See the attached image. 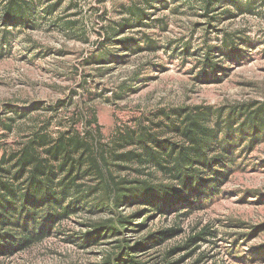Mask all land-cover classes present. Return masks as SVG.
Returning <instances> with one entry per match:
<instances>
[{"label": "rangeland", "instance_id": "rangeland-1", "mask_svg": "<svg viewBox=\"0 0 264 264\" xmlns=\"http://www.w3.org/2000/svg\"><path fill=\"white\" fill-rule=\"evenodd\" d=\"M135 1L141 2L30 0L35 27L8 28L10 34L3 40L0 21L1 144L12 146L33 126L48 121V132L54 135L68 125L66 117L72 112L95 111L104 139L109 141L119 129L132 127L158 109L194 105L218 109L264 102V5L252 14L228 17L222 11L233 8L227 7L204 16L197 0H155L144 6L139 20L124 10ZM58 2L55 11L43 18L41 13ZM214 16L215 22L209 24ZM122 21L128 25L118 34L115 29ZM216 30L244 35L250 47L242 62L224 65L227 71L221 73V82L201 84L194 74L205 45L219 46ZM144 37L153 40L154 50L138 51L136 45L122 48L119 44L124 38H136L144 46ZM58 101L67 107L50 111ZM22 112L27 116L21 119ZM9 123L11 133L4 129ZM238 163L223 192L187 218L153 217L147 229L129 234L137 240L146 232L175 224L180 228L177 236L141 252L138 260L147 264H264L252 256L264 246V142L250 153L243 152ZM86 223L84 213L67 219L56 233L24 252L0 259V264H103L109 245L79 246ZM204 227L213 234L206 238L208 242L167 256Z\"/></svg>", "mask_w": 264, "mask_h": 264}, {"label": "trees", "instance_id": "trees-1", "mask_svg": "<svg viewBox=\"0 0 264 264\" xmlns=\"http://www.w3.org/2000/svg\"><path fill=\"white\" fill-rule=\"evenodd\" d=\"M153 1H135L123 9L140 20L144 6ZM197 1L204 16L227 7L233 8L222 11L228 17L252 14L264 5V0ZM58 4L43 11V18ZM35 14L30 0H0L5 30L1 39L9 36L8 28L33 29ZM212 22L215 16L208 19ZM127 25L122 21L115 30L119 34ZM217 32L219 46L202 49L194 74L198 83L221 82V73L227 71L224 65L242 62L250 47L244 35ZM135 40L124 38L119 44L136 45L138 51L155 49L150 38L144 37V46ZM63 107L67 106L58 101L50 111ZM26 116V112L18 115ZM66 119L68 125L54 135L48 132V121L33 126L12 146L0 143V259L30 249L56 233L65 220L84 213L88 223L80 235V248L109 245L103 264H147L138 260L139 254L177 236L180 228L175 224L146 232L137 240L129 234L147 229L153 217L183 220L202 208L223 192L241 154L264 142V102L218 109L210 105L158 109L132 127L119 129L109 141L95 111L72 112ZM4 129L11 133L13 125L5 124ZM209 236L213 234L204 227L167 256L206 243ZM252 256L264 261V246Z\"/></svg>", "mask_w": 264, "mask_h": 264}]
</instances>
